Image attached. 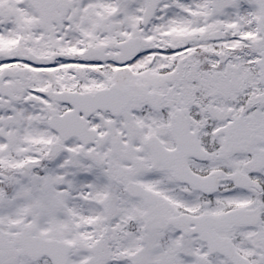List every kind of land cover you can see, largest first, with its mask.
Returning a JSON list of instances; mask_svg holds the SVG:
<instances>
[{
    "label": "snow or ice",
    "instance_id": "obj_1",
    "mask_svg": "<svg viewBox=\"0 0 264 264\" xmlns=\"http://www.w3.org/2000/svg\"><path fill=\"white\" fill-rule=\"evenodd\" d=\"M0 264H264V0H0Z\"/></svg>",
    "mask_w": 264,
    "mask_h": 264
}]
</instances>
